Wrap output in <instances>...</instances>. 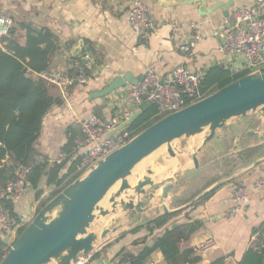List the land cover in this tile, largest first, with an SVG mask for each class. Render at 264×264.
I'll list each match as a JSON object with an SVG mask.
<instances>
[{
    "label": "crops",
    "instance_id": "crops-1",
    "mask_svg": "<svg viewBox=\"0 0 264 264\" xmlns=\"http://www.w3.org/2000/svg\"><path fill=\"white\" fill-rule=\"evenodd\" d=\"M230 2L233 3L231 10L253 4V0H147L156 26L148 37L141 38L128 22L130 0H0V16L13 19L15 38L21 44L26 41V30L22 24L45 27L56 35L60 48L51 57L47 71L72 74L74 60L79 55L90 51L93 58L87 83L64 90L47 81L51 92L61 102L52 106L44 116L35 150L41 156L54 160L71 149L72 131L81 134V129L73 126L77 120L96 114L109 118L118 110L128 108L129 105L120 98L122 88L104 97H90L93 91L102 89L119 75L130 72L138 78L154 68L162 77L169 78L173 69L183 64L201 80L209 69L220 66L223 55L214 33L223 25L224 7L204 15L200 12L201 9L210 10L216 3ZM261 18L264 20V7ZM197 34L202 36V40L192 51L183 53L179 44ZM81 40L84 47L73 56V50ZM33 76L38 77L35 73ZM256 118L263 121L264 115L240 117L238 125L224 130L220 128L222 131L216 137L205 140L203 156L211 144L215 145V153L229 149L227 155L220 158L219 163H223L224 158L227 163L224 166L220 164L218 175H208L201 186L189 180L190 183L175 193L172 185L168 190L165 187L162 192L164 212L152 215V207H146L142 211L146 221L109 232L94 241V248L85 255L84 264H117L123 250L137 254L145 246L154 244L167 227L193 221L201 226L188 240L179 243L175 258L168 260L161 249H156L145 264H210L221 257L224 258L223 264H240L253 233L264 222V191L251 187L256 178L264 175V123L255 126L253 120ZM243 152L254 156L244 161L245 164L237 163L243 158ZM169 162L174 164L171 160ZM194 164L198 166V159ZM193 172H200V168ZM44 184L48 186L46 177L42 178L40 188ZM237 184L248 188L250 201L229 215L237 205L234 200ZM31 191L30 195L14 202V210L21 217L25 216L23 208L29 213L31 204L37 201L35 190ZM186 193L190 194L186 202L176 205L171 201L174 195L182 198ZM169 198V205H166ZM175 211H181L180 219L173 220L174 217L167 226L155 229L153 233L146 227L149 220ZM6 230L7 227L0 225V237L4 240ZM209 237L215 239V247L208 252L197 253V245ZM191 249L193 252L188 253Z\"/></svg>",
    "mask_w": 264,
    "mask_h": 264
},
{
    "label": "built area",
    "instance_id": "built-area-1",
    "mask_svg": "<svg viewBox=\"0 0 264 264\" xmlns=\"http://www.w3.org/2000/svg\"><path fill=\"white\" fill-rule=\"evenodd\" d=\"M263 7L264 0H253L251 6L233 8L229 15L225 16L221 28L214 33L219 39V51L223 55L220 66L228 70L231 77L244 73H246L244 76L251 75L264 69V20L261 18ZM128 22L137 36L148 37L156 24L150 13L147 0H130ZM13 25L12 18L0 16V36H9ZM200 40H202V36L197 34L180 43L179 48L187 54L196 47ZM92 67V54L90 51H85L74 60V73L72 74L47 70L35 74L65 90L78 84L87 83L88 72ZM120 93V98L129 107L118 110L109 118L96 114L77 120L73 126H78L81 129V134H76L73 131L70 133L72 146L67 153L54 160L36 156L26 164L14 168L12 178L0 187V225L9 227L17 224L6 201L14 203L28 194L32 188L29 175L35 166L48 162L66 164L69 167L76 163L75 171L81 172L83 175L137 135V130L129 129V126L111 133L120 123L129 119L142 104L149 102L151 105H155L157 111L152 118H163L207 96L202 91L198 74L183 64L175 67L169 78L162 77L154 68H150L144 74L141 82L122 88ZM251 187L264 191V175L256 178ZM234 200L237 205L228 213L229 215L236 213L250 201L249 191L245 185L237 184L235 186ZM215 244V239L209 237L197 245L196 252H208L215 247ZM12 246L13 244L4 248L3 258ZM249 248L257 251L263 249L264 233L254 232L249 241ZM85 257L84 254H79L77 260L72 264H84ZM120 264L134 263L130 259H126Z\"/></svg>",
    "mask_w": 264,
    "mask_h": 264
},
{
    "label": "trees",
    "instance_id": "trees-1",
    "mask_svg": "<svg viewBox=\"0 0 264 264\" xmlns=\"http://www.w3.org/2000/svg\"><path fill=\"white\" fill-rule=\"evenodd\" d=\"M26 30V41L21 44L16 40L15 29H11L9 36H0V187L12 178L16 166L26 164L36 156H41L34 148L42 131L44 116L52 106L61 101L51 92L47 80L34 77V73L48 70L51 57L60 48L56 35L45 27L32 24H22ZM246 73L231 77L228 70L215 66L201 79L202 91L210 95L229 83L241 78ZM157 108L151 105L147 111L129 129H135L136 134L142 132L161 117H155ZM74 132V131H73ZM72 145L70 139L69 147ZM7 160L8 162H3ZM76 163L67 167L66 164H52L48 162L34 167L29 175L31 187L35 190L36 200L43 194L40 182L47 178L48 186L57 189L50 198L56 196L66 185L82 175L76 172ZM48 201H42L37 213ZM15 221L19 223L21 216L14 210V203L6 201ZM181 211L165 213L147 222L146 227L153 233L155 229L163 228ZM198 222H187L172 228L167 227L161 236L156 238L154 244L145 246L142 251L135 254L123 250L117 264L130 259L134 264H145L146 260L156 249H161L168 260L175 258L179 252V243L188 240L200 227ZM26 229H19V235ZM264 233V222L256 230ZM255 231V232H256ZM6 243L0 237V262L3 259ZM188 253L193 250H188ZM224 258H218L210 264H223ZM240 264H264V248L260 251L249 248L244 254Z\"/></svg>",
    "mask_w": 264,
    "mask_h": 264
},
{
    "label": "water",
    "instance_id": "water-1",
    "mask_svg": "<svg viewBox=\"0 0 264 264\" xmlns=\"http://www.w3.org/2000/svg\"><path fill=\"white\" fill-rule=\"evenodd\" d=\"M220 6L224 7V15L228 16L233 3H216L210 10L201 9L200 13L208 14ZM83 47L84 42L81 40L74 48L73 56L77 55ZM258 73L243 76L200 101L164 116L138 133L125 146L116 150L87 172L79 180L75 189L65 191L52 204L44 208L39 214V218L34 220L13 243L0 264H43L72 246L76 247L63 260L62 264H72L81 253L89 254L94 248V234L89 233L85 237H79V235L85 225L93 219V210L108 189L120 177L130 174L134 166L145 156L166 142L179 138L189 131H201L202 126L206 123H211L215 129L222 126L223 121L242 115L248 110L259 106L264 110V69ZM143 78L144 76L136 78L132 73L127 72L115 77L102 89L93 91L90 97L110 95L128 85H137ZM150 106L149 102L142 104L111 134L132 125ZM213 135L214 131L206 140L211 139ZM169 153L174 155L172 148L169 149ZM194 161L197 164L196 156ZM150 183L152 182L150 181ZM128 186V182H124L122 189L128 188ZM169 187L170 185L166 187V190ZM63 197L68 198L66 211L52 224H46L41 220V215L48 207L61 203ZM166 211L168 212L167 209Z\"/></svg>",
    "mask_w": 264,
    "mask_h": 264
},
{
    "label": "rangeland",
    "instance_id": "rangeland-1",
    "mask_svg": "<svg viewBox=\"0 0 264 264\" xmlns=\"http://www.w3.org/2000/svg\"><path fill=\"white\" fill-rule=\"evenodd\" d=\"M256 74L259 73L257 72ZM249 115H264V110L261 106L248 110L242 115L231 117L223 121V125L215 129L211 123H206L202 126L201 131H189L179 138L166 142L145 156L134 166L130 174L120 177L101 197L93 210V219L85 225L79 237H85L89 233H93L94 241L97 242L102 236H106L109 232L113 233L117 231V229L127 228L134 224L144 222L147 218L142 211L146 209V207H152V215L164 212V206H162V204H164L165 198L162 192L165 187L172 185L175 193L185 184L190 183L189 180H193L194 184L201 186L204 183L205 177L208 175H212L213 173L214 175H218L222 167L220 164H223L224 166V164L227 163L225 160L226 158H224L223 163H219L221 161L220 158L227 155L229 149L226 150L227 152L222 151L215 153V145L211 144L208 153L203 156L202 150L206 146L205 140L212 131H214L213 136L216 137V134L219 133V131L224 130L225 127L238 125L240 117ZM261 122L264 123V120L262 121L260 118L253 120L255 126ZM220 128L222 130H220ZM243 129H245V127H243ZM234 135L235 133L232 134V136ZM170 148L173 149L174 155L169 153ZM195 156L198 159L197 167L193 161ZM253 156L254 154L246 153L237 163L245 164L246 162L244 161L251 159ZM169 160L173 161L174 164L169 162ZM198 168H200V172L194 174L193 171ZM86 174L87 173L79 176L76 180L66 185L52 198H50V196L57 188L55 186L42 185L44 192L39 200L34 201L31 204L30 212L28 213L25 207L22 210L23 215L27 216L21 217L19 223L7 227L4 240L6 246H11L19 238V229L21 227L25 226L27 228L34 222V220L38 219L41 211L52 204L59 195L64 194L67 190L75 189L79 180H81ZM150 181L152 183H150ZM124 182H128L129 186L128 188L122 189V184ZM31 190H33V188L29 190L28 195L31 194ZM188 196H190V194L186 193L182 199L177 198V196L174 195L171 201L173 200V203L176 205L182 202L184 203L187 201ZM42 201L48 202L43 209L37 213L36 209ZM166 201H168L166 202V205H169L170 198ZM67 207L68 198L63 197L60 206L55 210L56 212L45 220L46 224H52L66 211ZM176 219L180 218L177 216L173 220ZM75 247L76 246H72L57 255L60 259L59 264H62L63 260L74 250Z\"/></svg>",
    "mask_w": 264,
    "mask_h": 264
},
{
    "label": "bare ground",
    "instance_id": "bare-ground-1",
    "mask_svg": "<svg viewBox=\"0 0 264 264\" xmlns=\"http://www.w3.org/2000/svg\"><path fill=\"white\" fill-rule=\"evenodd\" d=\"M59 206H60V203L48 207L46 209V211L41 215V220L45 222L46 219L51 217L54 214V212H56L55 210ZM59 263H60V259L57 256H54V257L50 258L47 262H45L43 264H59Z\"/></svg>",
    "mask_w": 264,
    "mask_h": 264
}]
</instances>
